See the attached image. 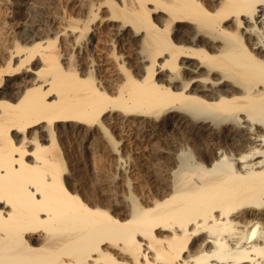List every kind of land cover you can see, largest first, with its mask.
I'll return each instance as SVG.
<instances>
[{"label":"bare ground","instance_id":"1","mask_svg":"<svg viewBox=\"0 0 264 264\" xmlns=\"http://www.w3.org/2000/svg\"><path fill=\"white\" fill-rule=\"evenodd\" d=\"M51 1L0 54V264H264V0Z\"/></svg>","mask_w":264,"mask_h":264},{"label":"rangeland","instance_id":"2","mask_svg":"<svg viewBox=\"0 0 264 264\" xmlns=\"http://www.w3.org/2000/svg\"><path fill=\"white\" fill-rule=\"evenodd\" d=\"M30 1H31L32 3H31ZM30 1H29L30 3H29V2H28V3H29V6L32 4V6L29 7V10H31V11H29V10L27 11V14H26L27 17L25 16V18H27V19L24 18V21H22L21 19H20V20H17V19H16V20L18 21V22H17L15 19H11L10 17H7V16H9L8 14H3V13H2V14H3V15H2V14L0 13V29H1V30H0V40H2V41H0V54H1V52H2V50H3V48H4V46L6 45L4 35L6 36V32L10 33L11 30L14 31V27H15V25L19 24L21 21H22L21 23H24L25 20H26V21H27V20H29V21L32 20L31 22H34L33 24L40 25V28H43L45 25H46V26L44 27L45 29H47L46 27H48V26H49L48 28H50V26H51V23H50V20H49L50 17L48 16V14H47L45 11L40 10V9H42L41 7H42L43 3H45L43 6H46V7L49 8V6L51 5L49 9L52 10V8L54 9V7L57 5V2L55 3V2H53V1H51V0H50V1H49V0H45V1H44V0H36V1H35V0H30ZM39 1H40V2H39ZM36 3H39V4H37V5H39V6H37ZM48 3H50V4L48 5ZM59 3L64 4V1H63V0H59ZM34 4H35V5H34ZM47 5H48V6H47ZM40 6H41V7H40ZM53 6H54V7H53ZM32 7H33V9H31ZM34 7H35L36 10L34 9ZM36 7H37V8H36ZM38 7H39V8H38ZM32 10H33V12H32ZM36 11H37V12H36ZM38 11H39V12H38ZM40 11H41V12H40ZM42 11H43L44 13H43ZM30 12H31V13H30ZM34 13H36V14H34ZM41 13H42V14H41ZM29 14H30L31 16H29ZM33 14L35 15L36 18L33 17V16H34ZM38 14H39V15H38ZM6 15H7V16H6ZM32 15H33V16H32ZM43 15H44V16H43ZM2 16H3V17H2ZM4 16H5V17H4ZM39 16H40V17H39ZM30 17H31L32 19H31ZM38 17H39V18H38ZM46 18H47V19H46ZM3 19H4V20L6 19V20L3 21ZM8 19H9V20H8ZM37 19H39L40 21L37 20ZM43 19H44L45 21H44ZM10 20H11V21H10ZM13 20H14V21H13ZM33 20H34V21H33ZM35 20L37 21V23H36ZM42 20H43V21H42ZM46 20H47L48 22H47ZM2 21H3V22H2ZM19 21H20V22H19ZM38 22H39V23H38ZM45 22H46V23H45ZM7 23H9V24H7ZM10 23H11V24H10ZM12 23H13V24H12ZM15 23H16V24H15ZM26 23H27V22H26ZM49 23H50V24H49ZM1 24H2V25H1ZM5 24H6V25H5ZM14 24H15V25H14ZM48 24H49V25H48ZM3 25H4V26H3ZM8 25H9V26H8ZM12 25H13L14 27H13ZM42 25H43V26H42ZM47 25H48V26H47ZM5 26H8V27H5ZM2 27H3V29H2ZM10 27H11L12 29H11ZM4 29H5L6 31H5ZM10 29H11V30H10ZM2 31L5 32V33H3ZM13 31H11V33H13ZM2 37H3L4 39H3ZM4 43H5V44H4ZM3 45H4V46H3Z\"/></svg>","mask_w":264,"mask_h":264}]
</instances>
